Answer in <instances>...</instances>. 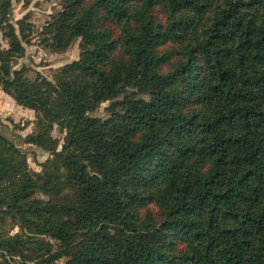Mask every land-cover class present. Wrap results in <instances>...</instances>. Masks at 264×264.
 Returning a JSON list of instances; mask_svg holds the SVG:
<instances>
[{
    "label": "trees",
    "instance_id": "1",
    "mask_svg": "<svg viewBox=\"0 0 264 264\" xmlns=\"http://www.w3.org/2000/svg\"><path fill=\"white\" fill-rule=\"evenodd\" d=\"M60 2L37 40L78 59L30 79L0 0V90L50 154L0 132V264H264V0Z\"/></svg>",
    "mask_w": 264,
    "mask_h": 264
},
{
    "label": "rangeland",
    "instance_id": "2",
    "mask_svg": "<svg viewBox=\"0 0 264 264\" xmlns=\"http://www.w3.org/2000/svg\"><path fill=\"white\" fill-rule=\"evenodd\" d=\"M60 6V0H29L24 5L23 0H12V12L10 16L12 21L28 14L29 20L34 25L35 34L31 42L25 44L23 56L15 60V68L24 66L27 71L26 75L30 79H33L37 72L52 79L54 69L78 59L79 39L72 43L69 49L63 53H57L44 48L37 40L36 34L50 18V14L59 10ZM2 45L3 47L7 46L5 40H2ZM105 106L106 103L101 104L90 115L105 117ZM33 118L34 113L32 110L17 105L9 95L0 90V132L26 152L30 169L32 171H39L40 165L50 157V154L41 148L28 145L23 141V137L34 130V125L31 122ZM52 136L59 142V149L64 133L57 126H54ZM63 261L64 259H61L58 263H62Z\"/></svg>",
    "mask_w": 264,
    "mask_h": 264
}]
</instances>
